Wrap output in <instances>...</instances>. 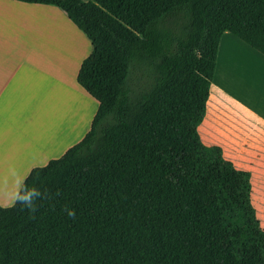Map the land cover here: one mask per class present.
I'll return each mask as SVG.
<instances>
[{
    "label": "trees",
    "instance_id": "obj_1",
    "mask_svg": "<svg viewBox=\"0 0 264 264\" xmlns=\"http://www.w3.org/2000/svg\"><path fill=\"white\" fill-rule=\"evenodd\" d=\"M12 1L89 40L77 82L99 110L31 171L32 209L0 205V264H264L252 174L201 136L222 37L264 55V0Z\"/></svg>",
    "mask_w": 264,
    "mask_h": 264
},
{
    "label": "crops",
    "instance_id": "obj_2",
    "mask_svg": "<svg viewBox=\"0 0 264 264\" xmlns=\"http://www.w3.org/2000/svg\"><path fill=\"white\" fill-rule=\"evenodd\" d=\"M47 13L71 22L53 6L0 0V205L4 208L14 205L33 169L61 158L86 137L99 110V103L77 82L81 65L92 47L72 22L73 28L89 43L82 37L71 43L65 73L48 55L34 50L14 53L5 49H8L5 43L11 40L32 43L37 18H44ZM47 32L50 37H62L51 28ZM232 40L223 44L220 58L218 53L219 80L213 81L210 97L220 90L226 101L250 122L256 139L264 141V55L250 46H235ZM240 51L246 64L243 73L236 72L233 66ZM232 75L239 80L234 82ZM249 94L253 96V106L246 99ZM209 104L210 98L207 111ZM256 212L261 223L257 209Z\"/></svg>",
    "mask_w": 264,
    "mask_h": 264
},
{
    "label": "rangeland",
    "instance_id": "obj_3",
    "mask_svg": "<svg viewBox=\"0 0 264 264\" xmlns=\"http://www.w3.org/2000/svg\"><path fill=\"white\" fill-rule=\"evenodd\" d=\"M62 15L67 19L64 14ZM47 16H44V18H37L38 24L35 30V39L34 37L30 39L32 43L25 44L23 40H19V42L11 40L5 43L4 47H8V49H5L13 51L14 53H24V51L34 50V52L38 54L48 55L52 60L55 59L54 61L58 65L57 68H60L62 73H65L68 71V67L66 69L67 59L71 58V43L76 42L80 37L85 39L87 43L89 42L79 31L73 28L75 26L71 22H69V24L61 16L57 17L55 14L50 15L47 13ZM40 21L42 22L40 23ZM49 28L57 33L60 32L59 34H61L62 37H50V33L47 32ZM227 39H233L232 41L236 43L235 46L241 47L244 45L249 47L233 35L227 33L221 39L219 58L221 50H224L222 46L223 44L225 45ZM88 52H91V48ZM237 54L233 66L236 72L239 70L243 73L246 64L244 60L241 59L242 51L237 52ZM218 77L219 59L214 82L219 80ZM232 79H234V82L239 80L236 75H232ZM139 87L138 84L137 88ZM249 87L251 88V85ZM214 94L215 96L210 101L207 116L202 124L204 128L201 132L202 139L208 146L221 147L226 159L231 161L238 169L248 171L252 174L253 203L258 211L264 229V141L256 139V133L250 122H246V117L226 101L220 90H216ZM66 97L69 98V94H66ZM246 99L249 105L253 106V96L249 94Z\"/></svg>",
    "mask_w": 264,
    "mask_h": 264
},
{
    "label": "clouds",
    "instance_id": "obj_4",
    "mask_svg": "<svg viewBox=\"0 0 264 264\" xmlns=\"http://www.w3.org/2000/svg\"><path fill=\"white\" fill-rule=\"evenodd\" d=\"M40 193L36 189H29L24 192L23 195L17 197V199L29 209L33 208V199L34 197H38ZM71 215V213H70Z\"/></svg>",
    "mask_w": 264,
    "mask_h": 264
}]
</instances>
